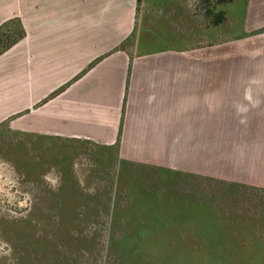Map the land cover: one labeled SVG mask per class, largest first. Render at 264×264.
<instances>
[{
    "label": "rangeland",
    "instance_id": "rangeland-1",
    "mask_svg": "<svg viewBox=\"0 0 264 264\" xmlns=\"http://www.w3.org/2000/svg\"><path fill=\"white\" fill-rule=\"evenodd\" d=\"M135 1L136 18L125 44L146 66L182 49L249 35L244 31L248 0L219 5L216 13L224 11L225 20L217 26L200 14L199 0ZM252 3L250 11L260 7ZM239 51L222 60L216 116L208 118L203 104L197 120L222 125L223 149L211 150V166L197 170L264 188V87L257 89L258 100L240 96L248 78L243 72L250 71L230 65L241 59ZM217 86L204 89L208 94ZM246 97L249 109L240 113L235 99ZM5 135L0 131V264H264V220L245 215L235 188L189 189L168 170L189 172L171 168L161 169L159 179L138 171L120 177L124 165L102 147L66 151L70 146L56 141L47 148L33 141L28 146L16 141L21 145L13 147L9 143L15 141ZM236 160L237 166L225 168ZM78 215L89 217L79 226ZM111 229L123 234L119 242L109 241Z\"/></svg>",
    "mask_w": 264,
    "mask_h": 264
},
{
    "label": "crops",
    "instance_id": "crops-1",
    "mask_svg": "<svg viewBox=\"0 0 264 264\" xmlns=\"http://www.w3.org/2000/svg\"><path fill=\"white\" fill-rule=\"evenodd\" d=\"M132 2L0 0V25L17 19L25 32L0 55V124L10 118L15 132L102 146L114 145L119 137L123 160L210 177V170L197 169L211 166V150L223 149L222 125L199 124L200 110L207 104L208 118L216 116L222 60L233 50H240L241 59L230 65L250 71L243 72L248 78L240 96L258 100L262 95L257 89L264 87V0H254L260 6L256 10L246 8L248 36L182 49L166 63L147 66L125 44L136 18ZM255 33L258 46L249 38ZM214 84L217 91L207 94L204 85ZM242 98L235 99L240 113L250 105ZM229 162L225 168L239 164Z\"/></svg>",
    "mask_w": 264,
    "mask_h": 264
},
{
    "label": "trees",
    "instance_id": "trees-1",
    "mask_svg": "<svg viewBox=\"0 0 264 264\" xmlns=\"http://www.w3.org/2000/svg\"><path fill=\"white\" fill-rule=\"evenodd\" d=\"M232 0H199L198 1V7L200 14L204 17L205 20L210 22V25H220L224 20V11L217 12L216 8L219 5L230 3ZM139 2V0H137ZM25 36L24 29L21 25V23L17 19H10L5 21L0 25V55L9 50L12 46L17 44L20 40L23 39ZM58 90L54 91L52 94H50L43 102L49 100L50 98L56 96L58 94ZM10 118L6 119L0 124V131L3 133L6 132L7 135L4 136H11L13 139L11 144L13 147L14 145H19L16 143V141H23L21 142L22 145H30V142L33 141L39 147L41 148H47L49 146V141H56V143L62 142L65 145H69L70 149H67L66 151L72 150L74 147L78 146L79 150L82 149V147H86L88 145H95L97 147H102L103 149L110 150V154L113 153L114 157H116V161H120L124 165V173H121L122 170L119 169L120 177L124 176V174H132L134 171H138L139 173L147 174V176H150L151 179H159L162 177L161 169L165 170L162 167L159 166H153V165H144L132 161H127L121 159L119 155L118 150V144H119V137L114 145L111 146H102L97 145L89 141L80 140V139H61L59 137H48V136H40V135H33L29 133L24 132H15L12 131L9 128V120ZM12 134V135H11ZM13 136V137H12ZM21 145V144H20ZM19 145V147H20ZM13 149V148H12ZM75 150V149H74ZM121 167V166H120ZM168 176L175 177L173 178L174 181L177 182V184H182L186 186L187 188H193L196 185L197 191L205 190V191H218L222 190L223 188H235L240 192L236 193V196H241L240 198H243L241 202H244V209L247 208V215L248 217H258V219L264 220V188L258 187L255 185H249V184H238L235 182L225 181V180H217L211 177H205V176H199L195 174L190 173H184V172H174L171 170H168ZM199 183H202L198 185ZM190 191V190H189ZM233 191V190H232ZM191 192V191H190ZM235 194V192L233 191ZM239 194V195H237ZM89 217L88 215L82 217V215H78L77 217V224L80 226L81 222L85 221L83 218ZM76 218V216H75ZM110 234L108 235L109 241L113 243L119 242L120 239H122L123 234H118L115 232V229L110 230ZM125 233V232H124Z\"/></svg>",
    "mask_w": 264,
    "mask_h": 264
},
{
    "label": "clouds",
    "instance_id": "clouds-1",
    "mask_svg": "<svg viewBox=\"0 0 264 264\" xmlns=\"http://www.w3.org/2000/svg\"><path fill=\"white\" fill-rule=\"evenodd\" d=\"M257 103H259V102H257Z\"/></svg>",
    "mask_w": 264,
    "mask_h": 264
},
{
    "label": "flooded vegetation",
    "instance_id": "flooded-vegetation-1",
    "mask_svg": "<svg viewBox=\"0 0 264 264\" xmlns=\"http://www.w3.org/2000/svg\"><path fill=\"white\" fill-rule=\"evenodd\" d=\"M2 55V54H1Z\"/></svg>",
    "mask_w": 264,
    "mask_h": 264
}]
</instances>
